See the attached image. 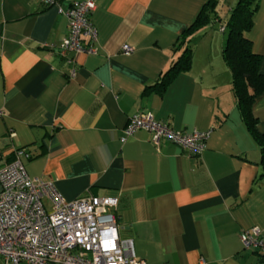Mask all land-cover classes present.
Instances as JSON below:
<instances>
[{
    "label": "crops",
    "instance_id": "crops-1",
    "mask_svg": "<svg viewBox=\"0 0 264 264\" xmlns=\"http://www.w3.org/2000/svg\"><path fill=\"white\" fill-rule=\"evenodd\" d=\"M71 1L0 0V168L19 149L27 175L66 202L116 198L117 237L146 264H263L239 238L264 233V171L222 56L220 28L237 0H216V18L190 34L206 0H93L96 37L80 39L91 51L62 57L49 45L65 36L58 9ZM244 35L264 73V0ZM185 46L188 68L161 94L148 89ZM252 111L264 133V92ZM139 112L182 133L210 131L203 150L154 146L144 129L124 135Z\"/></svg>",
    "mask_w": 264,
    "mask_h": 264
},
{
    "label": "built area",
    "instance_id": "built-area-1",
    "mask_svg": "<svg viewBox=\"0 0 264 264\" xmlns=\"http://www.w3.org/2000/svg\"><path fill=\"white\" fill-rule=\"evenodd\" d=\"M37 1L44 6L57 2ZM93 9V0H73L65 10L58 9L67 20V32L49 47L62 57L91 51L81 46L80 39L96 37L89 17ZM122 49L130 50L127 46ZM137 129H144L154 146L166 140L191 154L203 150L210 133H182L149 112L129 117L124 135ZM21 154L15 149L13 160L0 168V264H146L134 255L131 239L117 237L114 216L108 211L115 206L116 198L87 196L66 202L51 181L27 175L19 159ZM239 238L245 249L262 255L264 264L261 229L255 226L242 230Z\"/></svg>",
    "mask_w": 264,
    "mask_h": 264
},
{
    "label": "trees",
    "instance_id": "trees-1",
    "mask_svg": "<svg viewBox=\"0 0 264 264\" xmlns=\"http://www.w3.org/2000/svg\"><path fill=\"white\" fill-rule=\"evenodd\" d=\"M216 0H206L195 21L186 28L187 33L207 25L216 18ZM259 0H237L225 24L223 59L231 72V88L241 119L260 149V163L264 171V133L257 129V117L252 105L264 92V73L260 70L261 56L251 49V42L244 33L253 24V16ZM192 48L185 46L176 59L162 72L148 89L163 92L173 77L188 68ZM263 175V174H262Z\"/></svg>",
    "mask_w": 264,
    "mask_h": 264
},
{
    "label": "rangeland",
    "instance_id": "rangeland-1",
    "mask_svg": "<svg viewBox=\"0 0 264 264\" xmlns=\"http://www.w3.org/2000/svg\"><path fill=\"white\" fill-rule=\"evenodd\" d=\"M212 23V22H211Z\"/></svg>",
    "mask_w": 264,
    "mask_h": 264
}]
</instances>
